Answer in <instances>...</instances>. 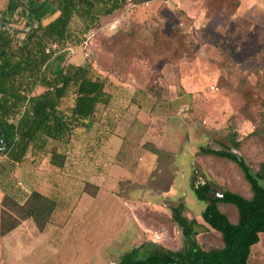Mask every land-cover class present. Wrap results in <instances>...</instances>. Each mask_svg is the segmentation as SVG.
<instances>
[{"label": "rangeland", "instance_id": "374dc122", "mask_svg": "<svg viewBox=\"0 0 264 264\" xmlns=\"http://www.w3.org/2000/svg\"><path fill=\"white\" fill-rule=\"evenodd\" d=\"M87 48L88 57L84 56L82 46L60 54L69 60L78 55V62H91L118 86L111 107L126 108L132 91L146 89L148 97L143 106L158 114L154 116L158 121L154 123L156 130L161 129L159 121L169 117L170 110H186L189 122L210 127L206 132L208 141L213 139L228 148L231 140L240 141L239 149H231L252 169L264 161V0H151L139 5L127 0L123 9L99 20ZM211 86L217 90L210 89ZM86 123L84 129L75 132L79 134L77 140L88 137L85 129L89 122ZM81 153L77 148L74 158ZM13 165L11 168L6 157L0 156V185L5 183L11 195L18 193V181L27 182L28 176L33 179L38 171H48L46 159L29 166ZM196 165L211 183L212 195L229 189L250 196L249 185L236 163L200 155ZM6 171L11 172L9 177ZM219 208L231 222H236L233 205L221 203ZM136 214L148 233L160 236L158 246H183L181 230L171 219V211L140 206ZM63 222L52 218L46 230L41 231L30 222L19 226L20 223L8 232L9 236L0 237V264H58L52 256L53 244L45 245L49 256L40 260L34 256V242L36 236L44 235V242L61 237L58 229L67 227ZM195 240L204 248L222 245L213 231L205 230ZM147 242L153 243L150 238L145 239V249L149 247ZM95 246L91 247L93 252ZM92 257L95 256L90 253V260L80 259L77 249L73 259L61 264L118 261L112 255L114 259L101 261ZM249 264H264V234H260L259 242L252 248Z\"/></svg>", "mask_w": 264, "mask_h": 264}, {"label": "trees", "instance_id": "16d2710c", "mask_svg": "<svg viewBox=\"0 0 264 264\" xmlns=\"http://www.w3.org/2000/svg\"><path fill=\"white\" fill-rule=\"evenodd\" d=\"M149 1L133 0L136 5ZM126 4L127 0H0V156L19 164L25 160L37 164L48 157L51 166H63L65 156L57 144L84 129L86 122L99 119L118 86L91 62L76 64L60 53L83 46L101 18ZM147 97V90L139 89L132 102L143 103ZM4 144L7 147L1 149ZM146 146L156 153L158 162L164 157L167 170L169 154ZM240 146V141L233 139L229 148ZM197 154L236 163L249 185L250 196L224 189L223 197L209 199L206 195L211 183L196 165L194 181L199 176L203 182H198L194 192L205 203L200 217L206 227L186 217L181 201L173 202L171 219L180 228L186 247L184 242L176 250L153 243L145 249L142 244L126 252L117 264H249L252 248L264 234V186L248 174L249 166L242 156L238 159L210 148H200ZM253 170L264 180V161ZM152 182L168 186L171 178L165 172ZM85 188L95 195L96 186L86 184ZM221 203L235 207V223L221 211ZM56 204L53 196L37 189H32L23 203L4 193L0 200V236L26 219L43 230L52 220ZM205 230L217 233L222 245H199L195 237Z\"/></svg>", "mask_w": 264, "mask_h": 264}, {"label": "crops", "instance_id": "0c3cea01", "mask_svg": "<svg viewBox=\"0 0 264 264\" xmlns=\"http://www.w3.org/2000/svg\"><path fill=\"white\" fill-rule=\"evenodd\" d=\"M79 58L77 55L68 60L83 64L78 62ZM136 91L128 95L126 108H114L111 106L116 91L103 107L99 119L84 130L86 139L77 140L79 134L74 132L68 141L57 144L58 151L65 156L62 167L51 166L45 157L47 172L38 171L35 178L30 175L27 182H17L19 191L12 196L19 203L27 199L32 189L53 196L57 204L52 218L64 221L67 226L58 229L61 237L52 242H44V235L35 237L37 255L34 256L40 260L49 256L45 247L48 244H53L52 256L58 264L73 259L77 249L84 261L90 260V253L95 260L118 258L119 261L126 252L144 244L147 238L156 244L160 236L148 233L149 229L142 225L136 214L140 206L164 212L170 211L171 203L181 201L186 217L204 224L199 216L205 203L199 201L194 192L195 186L203 180L197 176L194 181V172L200 156L198 150L209 148L208 142L213 141H208L206 134L210 127L200 126L197 121L189 122L186 110H170L169 117L159 121L161 129L156 130L154 123L158 121L154 116L158 114L151 107L145 108L140 100L132 102ZM185 93L190 94V91L185 90ZM196 116L200 118L199 113ZM148 144L169 154L167 170L164 157L158 162V156L146 146ZM77 148L82 153L74 158ZM6 159L11 168L19 164ZM29 164V160H25L19 165ZM165 172L171 178L168 186L154 185L152 181ZM10 173L6 171L5 175L9 177ZM86 184L97 187L94 196L86 190ZM4 193L10 194L5 183L0 185V200ZM25 222L37 229L32 219ZM91 245H96L94 252Z\"/></svg>", "mask_w": 264, "mask_h": 264}, {"label": "water", "instance_id": "95a60500", "mask_svg": "<svg viewBox=\"0 0 264 264\" xmlns=\"http://www.w3.org/2000/svg\"><path fill=\"white\" fill-rule=\"evenodd\" d=\"M28 14V13H27ZM2 24L3 23H1L0 24V29H1V27H2ZM0 135H1V131H0ZM2 141V140H1ZM210 149L211 150H213V151H217V152H219V153H223V154H226V155H229V156H232V157H236V158H240V156L236 153V151L235 150H233V149H231V148H226V147H224V146H222L219 142H217V141H211V143H210ZM7 147V144H4V147L3 148H1V149H5ZM248 174L254 179V180H256L257 181V183L259 184V185H262V186H264V180L263 179H261V178H259L257 175H256V173L254 172V170L252 169V168H248ZM212 192H213V190H212V188H211V190H210V192L206 195L209 199H216V198H221V197H223V193H220V194H217V195H212ZM184 241V243H185V247H186V242H185V239L183 240Z\"/></svg>", "mask_w": 264, "mask_h": 264}, {"label": "built area", "instance_id": "2783aa9c", "mask_svg": "<svg viewBox=\"0 0 264 264\" xmlns=\"http://www.w3.org/2000/svg\"><path fill=\"white\" fill-rule=\"evenodd\" d=\"M130 1L131 0H128V2H130ZM89 39H90V36H88V38L86 39V41H84L83 46H82V47H84V56L85 57H88V55H89L88 48H87L89 45ZM210 89L217 90V88L215 86H211ZM155 238L158 239L159 236L155 235Z\"/></svg>", "mask_w": 264, "mask_h": 264}]
</instances>
